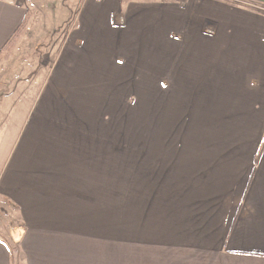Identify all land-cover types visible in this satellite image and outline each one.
Segmentation results:
<instances>
[{
  "label": "crops",
  "instance_id": "crops-1",
  "mask_svg": "<svg viewBox=\"0 0 264 264\" xmlns=\"http://www.w3.org/2000/svg\"><path fill=\"white\" fill-rule=\"evenodd\" d=\"M112 3L115 10L107 17L117 12L116 0ZM196 3L181 11L184 42L186 47L190 44L192 55L199 51L197 71L207 66L217 71L211 79L185 77L179 84L190 82L193 92L188 94L195 95L199 88L200 95L210 97V109H200L202 127L243 128L244 135L236 138L230 133L225 141L240 145L235 150L214 148L220 142L202 136L193 141L202 140L205 150L164 146L130 153L135 165H128V170L134 174L130 188L121 191L126 164L121 162L115 171L113 161L122 159L113 157V137L98 135L95 121L79 118H58L52 128L49 113L56 121L63 107L39 105L22 120L26 135L6 137L0 149V205L18 212L17 223L6 226L0 219V264H264V150L258 152L264 142V17L216 2L199 9ZM208 8L221 16L213 19ZM145 9H130L134 16L128 11L124 27L109 30L107 40L106 9L88 10L83 26L89 43L105 40L102 48L110 57L118 51L116 45L123 47L130 38L142 40L143 33L153 35ZM225 15L240 22L233 24V39L223 37L227 42L220 37L228 28L219 23ZM26 18L25 7L0 0V55ZM205 19L215 21L217 39L205 40ZM246 29L248 38L242 34ZM227 49L236 54H226ZM93 53L94 49L87 60L92 69L99 63L91 59ZM91 79L95 82L96 77ZM44 118L45 124H36ZM114 233L122 241L113 240Z\"/></svg>",
  "mask_w": 264,
  "mask_h": 264
},
{
  "label": "rangeland",
  "instance_id": "rangeland-1",
  "mask_svg": "<svg viewBox=\"0 0 264 264\" xmlns=\"http://www.w3.org/2000/svg\"><path fill=\"white\" fill-rule=\"evenodd\" d=\"M8 1L25 7L27 18L25 29L15 46L0 58V149L6 137L17 139L26 135V130H23L26 124L22 125V120H28L30 112L34 114L36 107L41 105L45 108L46 104L63 107L59 108L56 121L53 120V113H49L52 128L59 124V119L70 122L69 117L74 121L79 118L82 122L95 121L98 135L113 137V157L122 159L113 161L115 171L122 167L121 162L126 164L121 191L130 188V177L134 174L131 169L128 170V165H135V161L129 159L130 153L158 151L164 146L174 151L205 150L202 140L194 142L202 136H211V141L220 142L214 144V148L230 147V150H235L234 147L240 145L226 144L225 141L230 133H234L232 135L236 138L244 135L243 128L202 127L200 109H210L206 103L210 97L200 95L199 88L195 89V95L188 94L193 92L192 87L187 86L190 82L184 83V86L179 84L185 77L211 79L217 71L216 66L197 71L196 66L200 68V65L195 62L199 51L197 55H192L190 44L185 45L186 32L182 26L181 11L191 8L195 1L199 9L216 2L237 9L238 13L243 11L264 17V0H116L117 12L108 17L110 9L115 10L113 0ZM143 5L146 6L144 15L150 20L149 28L154 26L153 35L152 32L143 33L142 40L130 38L125 46L116 45L118 51L110 57L106 48H102L105 40L97 38V44L93 45L92 40L89 43L87 27L83 26L88 10L106 9L103 20L108 18L105 24L108 32L123 28L128 20V11ZM168 5L174 6L175 10L166 8ZM207 10L213 19L221 16L219 11L214 15L212 8ZM133 13L131 11L129 17L134 16ZM225 18L219 23L228 25V28H224L220 37L221 41L227 42L223 37L233 39L236 35L233 24L240 22L239 18L228 15ZM212 20L203 21L209 26L206 30L203 28L205 40L217 39L219 28ZM189 21L195 22L192 17ZM139 22V27H142L143 23ZM169 29L171 32L164 34ZM247 31L242 33L246 38ZM110 33L106 40L111 39ZM170 41L176 42L177 47ZM133 43H137L136 46ZM83 45H87L86 48L83 49ZM112 48L110 51L114 52ZM93 49L91 59L97 60L96 64L99 62L94 69L87 63ZM70 50L76 51L71 54ZM226 54L236 53L234 49H227ZM212 56L218 54L212 53ZM75 58L80 63H76ZM184 59L188 61L184 62ZM63 75L67 76L65 81L61 79ZM93 77H96L95 82L91 79ZM52 83H56L58 88ZM41 113L46 114L42 110ZM45 121L44 118L36 124H45ZM79 131L70 130V134H80ZM263 144L258 149L259 153ZM123 151L126 155L119 156ZM0 219L6 226L11 222L17 223V209L1 204ZM115 230L119 231L118 228ZM113 240L121 238L114 233Z\"/></svg>",
  "mask_w": 264,
  "mask_h": 264
},
{
  "label": "trees",
  "instance_id": "trees-1",
  "mask_svg": "<svg viewBox=\"0 0 264 264\" xmlns=\"http://www.w3.org/2000/svg\"><path fill=\"white\" fill-rule=\"evenodd\" d=\"M25 24L22 26V28H20L19 30H18V32L14 35V37L11 39V41H10V43H9V45H8V47H7V49H6V51L7 50H9L10 48H12L13 46H15V44L17 43L16 41H17V39H18V37H19V35H21L22 34V32H23V29H25ZM3 56V53L0 55V58ZM263 148V147H262ZM263 150H264V148L260 151V154L263 152Z\"/></svg>",
  "mask_w": 264,
  "mask_h": 264
}]
</instances>
